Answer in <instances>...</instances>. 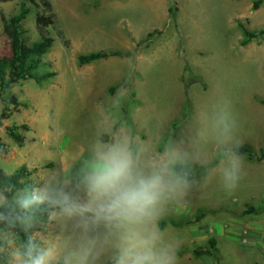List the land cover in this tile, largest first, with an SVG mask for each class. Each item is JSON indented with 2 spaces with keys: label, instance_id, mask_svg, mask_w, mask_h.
<instances>
[{
  "label": "rangeland",
  "instance_id": "rangeland-1",
  "mask_svg": "<svg viewBox=\"0 0 264 264\" xmlns=\"http://www.w3.org/2000/svg\"><path fill=\"white\" fill-rule=\"evenodd\" d=\"M21 1L0 2V12L6 18L17 14ZM49 1L65 34L58 25L48 28L53 44L35 73L56 76L41 85L25 80L9 90L22 106L10 108V118L0 127L7 150L0 154L3 172L23 169L30 186L38 187L40 176L61 159L83 155L102 124L124 126L159 147L189 131L199 113L225 101L236 122V147H249L256 155L264 149V40L240 46L238 26L264 30V3L253 11L254 0H168L176 9L168 22L165 0H129L115 7L106 23L79 25L73 9L82 5L80 0ZM26 5L30 12L22 30L31 45L40 40L35 14L42 8ZM126 26L141 44L138 51L117 34ZM98 51L129 56L78 64L80 55ZM10 55L0 27V59ZM8 127L23 137L22 145ZM242 158L243 178L234 191L224 188L218 174L208 176L197 167L202 184L166 210L161 221L167 236L178 242V264H264V160ZM216 159L213 154L210 167ZM250 207L254 212L245 214ZM39 227L38 232L57 234L48 219ZM211 238L218 261L194 257L193 251L208 247Z\"/></svg>",
  "mask_w": 264,
  "mask_h": 264
},
{
  "label": "clouds",
  "instance_id": "clouds-1",
  "mask_svg": "<svg viewBox=\"0 0 264 264\" xmlns=\"http://www.w3.org/2000/svg\"><path fill=\"white\" fill-rule=\"evenodd\" d=\"M235 133L226 101L159 147L124 126L102 124L86 152L61 159L40 186L0 187V264H178V242L160 221L202 184L197 167L218 174L228 192L238 187L244 161ZM38 213L57 234L32 232L21 241L16 229L35 227Z\"/></svg>",
  "mask_w": 264,
  "mask_h": 264
},
{
  "label": "trees",
  "instance_id": "trees-1",
  "mask_svg": "<svg viewBox=\"0 0 264 264\" xmlns=\"http://www.w3.org/2000/svg\"><path fill=\"white\" fill-rule=\"evenodd\" d=\"M12 0H0V2H9ZM26 1L34 6L35 8H42V12H37L35 14V26L37 29L39 41L28 45L23 38L24 31L22 30V22L25 19V16L29 14L30 9L26 5ZM264 3V0H254L251 5V10H257L261 4ZM176 9L172 7L169 8V16L171 19H174V12ZM57 26L56 17L52 10V5L49 0H22L19 3V10L17 14L6 18L5 15L0 12V27L2 28L3 35L8 39L11 55L9 58L0 59V102L4 104V110L0 113V127L2 121L8 120L11 116L10 108L17 109L19 106H22L17 98L9 93V90L15 84H18L25 80H32L37 85H41L46 80L56 76L55 72H47L42 75H38L35 71L41 65V58L49 52L53 44V39L49 36L48 28H54ZM243 31V38L240 41V46L244 47L248 45L251 41L262 38L264 40V30L250 31L245 28L242 24L238 25ZM61 38H62V34ZM151 34H148V38L151 37ZM141 44H136V51L139 50ZM129 53L121 52H105L98 51L93 52L88 55H80L77 58V62L80 66L92 63L100 59H106L108 57H128ZM264 104V101H262ZM21 128L26 130V126L22 125ZM7 131L12 139L19 145L23 143V137L15 132L14 127H8ZM237 151L241 156H246L250 160L262 161L264 160V149L260 151L258 155L255 154L249 147H236ZM7 152L4 145L0 142V154L5 155ZM216 159L211 167L215 166L217 163ZM26 171L21 169L15 172L11 176L5 175L0 169V187L3 186H12L13 189H22L26 186H30V183L26 180ZM11 196V193H9ZM254 208L250 207L245 214L254 212ZM39 223L25 231L21 228H17L16 231L19 234L21 241H26L28 235L32 232L40 231L39 224L45 222L47 219L46 213H38ZM201 216L197 217L195 221L200 220ZM160 226L163 229V222L160 221ZM179 226V225H173ZM216 250L215 239L211 238L208 241V247L200 248L193 251V256L199 258L201 256H207L213 258L216 262L218 261Z\"/></svg>",
  "mask_w": 264,
  "mask_h": 264
},
{
  "label": "crops",
  "instance_id": "crops-1",
  "mask_svg": "<svg viewBox=\"0 0 264 264\" xmlns=\"http://www.w3.org/2000/svg\"><path fill=\"white\" fill-rule=\"evenodd\" d=\"M80 1L82 3L81 6L84 7V9L81 8L82 10L80 12H76V8L81 7V6H74V9H73L74 15L76 19L78 20L79 25H85L92 21H98L99 23H106L107 19L108 20L112 19L111 15L114 14L113 11L116 10L115 7L129 2V0H80ZM169 4H170L169 1L165 0L163 8L165 10L167 21L171 22L169 12H168V9L170 6ZM52 10H53V13L55 14L57 25L59 26L61 32L65 34L62 28L63 25L61 24L60 22L61 20L59 19V16H58V12L55 11V8L53 7V5H52ZM157 30L162 31V29H157ZM117 34L118 35L122 34V36L120 35L119 38L121 39L124 38L126 41H128L129 44L132 43L130 49H132L133 46H135L138 43L137 39L133 37V32L129 26H126L125 31H122V33H117ZM70 44L72 45L71 41H70ZM108 58H111V57H108ZM100 60H103V59H100ZM120 63H124V61H121Z\"/></svg>",
  "mask_w": 264,
  "mask_h": 264
}]
</instances>
